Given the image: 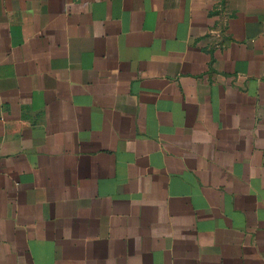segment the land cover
<instances>
[{"label":"crops","instance_id":"obj_1","mask_svg":"<svg viewBox=\"0 0 264 264\" xmlns=\"http://www.w3.org/2000/svg\"><path fill=\"white\" fill-rule=\"evenodd\" d=\"M0 264H264V0H0Z\"/></svg>","mask_w":264,"mask_h":264}]
</instances>
